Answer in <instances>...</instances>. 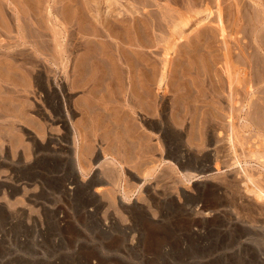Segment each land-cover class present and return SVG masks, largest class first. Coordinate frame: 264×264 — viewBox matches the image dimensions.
Masks as SVG:
<instances>
[{
    "label": "rangeland",
    "instance_id": "1",
    "mask_svg": "<svg viewBox=\"0 0 264 264\" xmlns=\"http://www.w3.org/2000/svg\"><path fill=\"white\" fill-rule=\"evenodd\" d=\"M25 1L0 0V234L72 180L99 264H264V0Z\"/></svg>",
    "mask_w": 264,
    "mask_h": 264
},
{
    "label": "built area",
    "instance_id": "2",
    "mask_svg": "<svg viewBox=\"0 0 264 264\" xmlns=\"http://www.w3.org/2000/svg\"><path fill=\"white\" fill-rule=\"evenodd\" d=\"M51 183H37V193L34 195L38 199L34 198L32 202L38 207V209L43 212V217L38 218V220H32V218L26 215V212L21 208L15 209L14 215L7 218V223L4 229V233L0 234V251L2 252V258L0 264H12L8 261L9 258L4 261L9 255V251H12L11 245L16 244L18 248H25L26 251L19 254V258H23L28 262H33L29 260V255L27 254L28 244H34L35 253L42 255L37 263L42 264H99V260L93 256H89L90 249L92 247L96 248L98 244L95 239V234L101 230V223L95 222V218H98V213L94 205L82 208L81 212H77L73 207L68 196L60 192L56 193L54 186H50ZM34 185V186H35ZM72 190L69 193L71 197ZM52 199L54 206L50 207L45 203L46 200ZM49 211H53L54 222L49 221L47 215L50 214ZM81 215V219H75V214ZM66 216V217H65ZM102 222H104L102 220ZM53 223L55 228L51 230L50 224ZM75 225L76 230H80L81 238L74 239L67 232V237L63 235V230L67 229L69 226ZM24 227V228H22ZM26 227V228H25ZM74 227V226H73ZM6 228L8 231V238L6 237ZM24 231L20 234L19 229ZM29 230V232L27 231ZM31 232L35 234L34 239H29V234ZM24 234V235H22ZM87 236H84V235ZM48 236H50L48 238ZM81 239H85L83 242ZM81 240L82 246H79V241ZM93 244H91V243ZM14 250V249H13ZM85 254V255H84ZM22 255V256H21ZM48 258H51L48 260ZM97 261H96V260Z\"/></svg>",
    "mask_w": 264,
    "mask_h": 264
},
{
    "label": "bare ground",
    "instance_id": "3",
    "mask_svg": "<svg viewBox=\"0 0 264 264\" xmlns=\"http://www.w3.org/2000/svg\"><path fill=\"white\" fill-rule=\"evenodd\" d=\"M27 1V0H26ZM25 1V2H26ZM237 1V0H236ZM239 1V0H238ZM252 1V0H251ZM260 1V0H259ZM263 1V0H262ZM262 1H260V2H262ZM217 2V1H216ZM20 3V2H19ZM24 3V2H23ZM34 3H35V1H34ZM38 3V2H37ZM240 3V2H239ZM257 3H258V1H257ZM247 4V3H246ZM261 4V3H260ZM264 4V3H263ZM262 4V5H263ZM238 5V4H237ZM20 6V5H19ZM39 6V5H38ZM37 6V7H38ZM257 6H259L258 4H257ZM36 8V7H35ZM260 8V7H259ZM21 9V8H20ZM19 9V10H20ZM238 9H239V5H238ZM263 9V8H262ZM2 10V9H1ZM29 11V10H28ZM36 11V10H35ZM237 12V11H236ZM34 13V12H33ZM239 13V12H238ZM237 13V14H238ZM249 13V12H248ZM236 14V15H237ZM258 14V13H257ZM1 15V14H0ZM239 16V15H238ZM220 17V16H219ZM20 18V17H19ZM18 18V19H19ZM264 18V17H263ZM17 19V20H18ZM23 19V18H22ZM28 19V18H27ZM165 19V18H164ZM4 20V19H3ZM2 19L0 20V21H3ZM220 21V20H219ZM18 22V21H17ZM23 22V21H22ZM33 22V21H32ZM20 23V22H19ZM2 24V23H1ZM4 24V23H3ZM36 24V23H35ZM108 24V23H107ZM5 26H6V24H5ZM20 26V25H19ZM108 27V26H107ZM251 27V26H250ZM130 28V27H129ZM25 29V28H24ZM32 29V28H31ZM110 29V28H109ZM25 31V30H24ZM141 32V31H140ZM262 32V31H261ZM19 33V32H18ZM33 33V32H32ZM36 33V32H35ZM110 33V32H109ZM4 34V33H3ZM20 34H21V32H20ZM127 34V33H126ZM257 34V33H256ZM23 35V34H22ZM114 36V35H113ZM135 36H136V34H135ZM22 37H24V36H22ZM144 38V37H143ZM23 41V40H22ZM30 41V40H29ZM28 42V41H27ZM23 43V42H22ZM12 45V44H11ZM31 45V44H30ZM135 45H137V44H135ZM21 46V45H20ZM25 47V46H24ZM264 47V46H263ZM49 48V47H48ZM52 48V47H51ZM36 50V49H35ZM12 53V52H11ZM50 53V52H49ZM26 56V55H25ZM136 56V55H135ZM36 59V58H35ZM26 60V59H25ZM30 61V60H29ZM35 61V60H34ZM98 61V60H97ZM131 62V61H130ZM1 63V62H0ZM86 64V63H85ZM97 66V65H96ZM10 68V67H9ZM8 68V69H9ZM13 67H11V69H12ZM10 69V70H11ZM143 71V70H142ZM2 72V71H1ZM6 72V71H5ZM23 72V71H22ZM22 72H21V74H22ZM82 72V71H81ZM14 73V72H13ZM17 73V72H16ZM85 73V72H84ZM6 74V73H5ZM7 74H9V73H7ZM20 74V73H19ZM82 74V73H81ZM23 75H25V73H23ZM7 77V76H6ZM9 77H11L10 75H9ZM13 78H14V75H13ZM19 78V77H18ZM24 78V77H23ZM10 79V78H9ZM8 79V80H9ZM26 79V78H25ZM13 81H14V79H12ZM19 81V80H18ZM18 83V82H17ZM19 84H20V81H19ZM23 84H24V82H23ZM22 85V84H21ZM145 86V85H144ZM148 90V89H147ZM144 92V91H143ZM145 97H146V95H145ZM22 107V106H21ZM13 112V111H12ZM17 113V112H16ZM78 154H80V152L78 153ZM79 156H81V155H79ZM79 156H77V153L75 152V157H77V159H75V167H77V169L79 170V172H82V168L80 167V162L82 161V160H80V159H82V158H80ZM258 156V155H257ZM257 160V159H256ZM212 164V163H211ZM82 165V164H81ZM204 167H210L209 166V164H205V165H203ZM214 168L217 170V167L214 165ZM94 182V184H95V186L94 187H96V189L97 190H102L103 188H104V186L106 185V184H104V183H102L101 181H100V179L98 180H94L93 181ZM96 182V183H95ZM93 187V186H92ZM259 187V186H258ZM258 187H254L255 189H253V195H254V197L255 198H257V199H261V198H263L264 197V192H262L263 190H261V189H259ZM54 188H55V192L56 193H58V194H60V192H63V193H65L69 198L68 199H71V198H73V196H74V193H75V191H74V189H75V183L72 181V180H69V181H67V183L66 184H62V185H55L54 186ZM71 190H72V195H71V197L69 196V193L71 192ZM219 191V190H218ZM219 193V192H218ZM251 193H252V191H251ZM220 195V194H219ZM220 203V202H219ZM223 203V202H222ZM217 204V203H216ZM221 204V203H220ZM219 205V204H218ZM221 206V205H220ZM224 213V212H223ZM220 214V213H219ZM224 215V214H223ZM222 217V216H221ZM232 220V219H231ZM223 221V220H222ZM219 222H221V221H219ZM223 223V222H222ZM225 223V222H224ZM229 223V222H228ZM230 224V223H229ZM234 224V223H233ZM217 225H218V222H217ZM224 225V224H223ZM239 226V225H238ZM231 227V226H230ZM219 228V227H218ZM217 229V228H216ZM251 229V228H250ZM218 230V229H217ZM222 232V231H221ZM238 232H239V234L237 235V239H243L244 240V237L246 236V235H249V232H247L244 228L242 229V230H239L238 229ZM253 232V231H252ZM257 233V232H256ZM255 232H254V234H256ZM261 233V232H260ZM251 234V233H250ZM261 235V234H260ZM227 236V235H226ZM255 236V235H254ZM249 237V236H248ZM246 240V239H245ZM249 240V239H248ZM244 244V243H243ZM243 246V245H242ZM247 247V246H246ZM251 249V248H250ZM247 250V249H246ZM249 251V250H248ZM249 253V252H248ZM255 253V252H254ZM248 255V254H247ZM256 255H258V254H256ZM255 256H253V258H254ZM247 260V259H246Z\"/></svg>",
    "mask_w": 264,
    "mask_h": 264
}]
</instances>
